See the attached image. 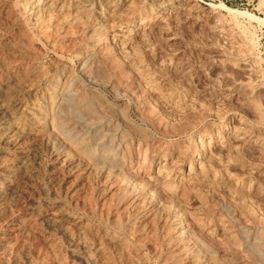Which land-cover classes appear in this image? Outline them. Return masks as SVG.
Segmentation results:
<instances>
[{
  "label": "rangeland",
  "instance_id": "1",
  "mask_svg": "<svg viewBox=\"0 0 264 264\" xmlns=\"http://www.w3.org/2000/svg\"><path fill=\"white\" fill-rule=\"evenodd\" d=\"M262 114L264 0H0V264H264Z\"/></svg>",
  "mask_w": 264,
  "mask_h": 264
},
{
  "label": "bare ground",
  "instance_id": "2",
  "mask_svg": "<svg viewBox=\"0 0 264 264\" xmlns=\"http://www.w3.org/2000/svg\"><path fill=\"white\" fill-rule=\"evenodd\" d=\"M260 107V106H259ZM257 109V108H256ZM260 112V111H259ZM262 115H264V114H262Z\"/></svg>",
  "mask_w": 264,
  "mask_h": 264
}]
</instances>
